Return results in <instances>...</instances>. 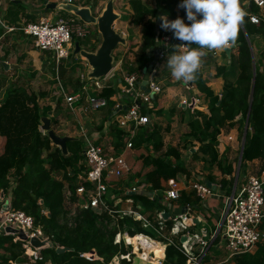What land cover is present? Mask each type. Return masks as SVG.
<instances>
[{"label":"trees","instance_id":"16d2710c","mask_svg":"<svg viewBox=\"0 0 264 264\" xmlns=\"http://www.w3.org/2000/svg\"><path fill=\"white\" fill-rule=\"evenodd\" d=\"M179 2L180 0H129L132 10L131 22L142 30L141 44L135 53L134 64L129 68L131 73L140 75L141 71L148 70L154 60L151 49H165L163 37L167 36L169 39L166 42L164 57L159 59L160 63H163L174 49L181 53V47H185L182 42L175 39L170 31L162 30L159 19H154L161 14H167L169 20L185 17L184 10L178 7ZM244 2L240 0L246 16L240 25L237 41L226 50L234 61L229 64L228 69L223 65L216 66L215 73L225 79L234 68L235 79L233 82L224 80L218 95L207 85L201 68L197 71L192 85L204 95L207 105L205 110L193 111L186 132L187 136L198 143L196 154H200L201 160L215 164L221 171L222 178L219 183L226 192L234 177L231 162L222 165L219 158L218 135L222 129L227 131L236 125L244 126L247 120L240 168L247 162L258 160L264 169V15L263 10L254 2L249 5ZM253 15L258 18L257 24L250 21V16ZM208 56L206 60L202 59L201 65L209 64L210 55ZM67 73L65 67L57 65V77L62 84H70L72 91L76 92L81 83L79 79L73 81ZM115 93V88L110 84L95 92L107 100L108 104L103 109L105 117L113 110ZM39 94L45 96L42 92ZM39 94L27 91L24 85H17L10 87L0 101V192L9 194L13 209L33 216L35 224L51 234L60 247L43 249L42 261L31 262L25 256L21 243L13 242L10 235L0 234V264H108L115 256H123L119 258L118 264H132L131 259L125 258L128 254L125 247L114 243L117 233H126V243L132 245L134 252L142 251L140 255L150 253L155 248V253L161 258L165 244L162 264H186L187 256L182 251L181 236L170 234L173 219H168L165 213L160 223L155 220L157 211L163 206L153 193L161 194L162 181L176 178L180 173L187 174L186 168L178 163L181 156L179 148L164 145L163 131L168 127L164 129L160 125H153L149 128H137L131 142L134 148L143 150L139 155L141 168L136 179L129 177L127 185L129 189L138 185L144 186L141 193L129 191L121 197L131 199L136 213L152 222L155 227L161 228L165 238L159 237L156 240L163 244L146 237L156 238L152 229L144 227L140 220H134L130 215L112 217L104 210L100 213L89 209L80 210L74 217L72 226L68 227V222H71L68 217L69 205L77 198L72 196L71 201H67L64 183L56 179L55 175L68 169L77 171L76 166L82 159L81 142L77 138L67 140V154H63L57 146H51L47 134L38 128L40 116L46 115L51 107H39ZM154 100L153 96L152 108L155 106ZM142 111H145L143 107ZM150 111L151 109L147 110ZM56 123L57 120L51 119V124ZM110 133L114 139V151L119 153L126 133L115 127H111ZM207 180L213 181V178L209 176ZM70 190L74 191L72 186ZM150 192L152 195L148 194ZM38 200L42 202L47 215L41 214ZM107 202L112 209L120 207V202L115 203L109 198ZM171 202L197 205L200 199L192 190L181 191L179 197ZM112 221L114 227L109 226ZM147 241L151 242V247L146 248ZM84 253L92 254L91 259L82 256ZM232 262L264 264V243L258 242L253 253L236 255ZM204 264H207V260Z\"/></svg>","mask_w":264,"mask_h":264},{"label":"built area","instance_id":"2783aa9c","mask_svg":"<svg viewBox=\"0 0 264 264\" xmlns=\"http://www.w3.org/2000/svg\"><path fill=\"white\" fill-rule=\"evenodd\" d=\"M68 1L72 2V0ZM251 2L259 6L261 10H264V0H245L244 3L249 5ZM250 21L257 24L258 18L254 15L250 16ZM0 24L2 25L1 19ZM91 26L98 33L95 25L85 24L77 17L57 15L51 19L40 17L38 21L27 23L23 30L31 38L35 48L41 52L50 53L52 60L58 65L61 61L69 58L70 52L74 50V41L85 39L91 34ZM168 39L167 36L163 37L165 49H151L154 60L148 66V70H144V73L141 71L140 75L130 73L122 78L118 77L112 84L116 90L115 105L113 110L107 115V122L126 133L122 141L123 153L132 148L131 137L136 133L138 127L149 128L152 126L151 114L147 110L152 108V97L160 92V87L151 79L148 80V76L152 69L155 71L156 66L160 63L159 59L164 57L163 53L167 50L166 42ZM181 48L185 50V47ZM140 77L146 81H142ZM55 79L60 88L61 97L66 107L70 110H73L76 103H79L82 104L83 112H96L104 109L108 104L104 97L95 94V92H99L105 86L100 81L101 77L91 76L88 82L83 75H80L78 79L81 86L76 92L72 91L70 93L65 91L57 76ZM192 86V81H189L186 87L192 88ZM120 96H123L125 100L121 99ZM142 107L145 110L144 112ZM191 112L193 113V111ZM79 130L82 159L76 166L77 171L74 172L70 169L66 172L61 171L65 174L66 180L58 179L64 183L67 201L70 202L71 197L75 196L77 200L73 202V207L77 205L80 210L89 209L96 213L104 210L112 217L115 215H132L134 219L140 220L144 227L152 229L159 237L165 238L160 227H155L152 222L146 220L138 213L135 214L130 208L127 207L128 209H125L122 206L121 197L113 200L115 203H121L118 209H112L108 206L107 194L110 182L125 175H130V168L123 153L105 149L84 127H79ZM70 186H73L74 189L72 193L70 192ZM143 186L138 185L132 189H125L123 194L129 191L141 193ZM189 187L202 200L208 195L218 193L221 185L220 183L202 182L196 179L190 183ZM179 195L180 185L178 180L175 178L168 179L166 187L162 189L161 194L154 195L163 206L156 213V221H159V223L162 221L163 215L169 210L171 201L176 200ZM38 203L42 204L40 200ZM183 209L185 211L179 214L181 223L179 229H177L180 233L187 229L188 216L186 211L190 207L186 205ZM40 212L43 215H47L45 209H41ZM167 218L175 221L171 216H167ZM263 222L264 177L249 174L246 176L243 185L238 189L234 187L231 194L226 197L222 220L218 230L210 237L212 239L218 238L220 249H223L225 253L224 257L216 264L229 262L239 254L251 253L257 243L264 237ZM7 226L21 231L24 238L19 237L18 233H6L5 228ZM71 226L72 223L68 222V227ZM174 229L175 227L172 226L170 231ZM0 234L10 235L13 238V242L21 243L25 256L31 262L42 261L41 251L43 249H57L60 247L51 234L46 233L41 226L35 224L33 216L13 209L9 194L3 191L0 192ZM33 239L38 241L39 246L35 247L31 244ZM197 241L199 246L196 249L191 246L188 247L189 249H183L182 247L183 253L187 256V261H191V264H204L205 260L208 261L207 257L209 256H211L212 262L216 261L217 258L209 254V248L211 247H209L208 241L200 237ZM91 255L90 253L82 254L87 259H91ZM46 264L50 263L46 262Z\"/></svg>","mask_w":264,"mask_h":264},{"label":"rangeland","instance_id":"374dc122","mask_svg":"<svg viewBox=\"0 0 264 264\" xmlns=\"http://www.w3.org/2000/svg\"><path fill=\"white\" fill-rule=\"evenodd\" d=\"M18 1L20 2V5L24 4L25 12L21 14L17 28L0 36V101L4 98L7 90L10 87L17 85H24L27 91L33 92L35 94L42 92L45 94V96H41L39 94L37 102L40 108L45 106L51 107V110L48 111L44 116H49L50 119L57 120L55 125L51 124V129L54 131V133L60 137H69V135L72 137L77 136L79 124L75 123L70 113L67 112V108H65V102L61 97L60 88L57 85L55 79L57 76L56 63L51 62V56H49L47 53L37 50L31 38L26 35L23 30V27L27 23L38 21L40 16L46 17L50 12H55V15L52 17H56L57 15L69 17L70 14L62 11L46 9L45 5L43 4L44 0ZM47 1L60 3L64 0ZM109 1H112L114 13L117 15V19H115L113 23V29L115 33H117L123 39V42L118 43L116 48L111 53V71L108 73V75L103 76L100 79V81H102V83L105 85H112L116 78H122L123 76L131 73L129 68L134 64L136 58L135 53L137 52L142 41L141 27L136 26L131 22L132 10L129 6V0H72L73 3H77L78 5L87 4L90 6L93 15L96 17L102 15ZM241 1L243 2L245 0ZM12 3L13 2L11 1L7 4ZM3 6H5V4H2V7ZM30 12L34 13V15L31 16L32 19L29 18L31 14ZM262 14L264 15V10L262 11ZM123 16H125V19H122ZM1 21L3 20L1 19ZM90 28L91 34L84 40H80V42H82L80 46L82 50L96 54L100 48L102 37L99 33L95 32L93 26ZM183 51L185 50H182L181 53ZM204 51H206L207 54L202 59L206 60L209 57L208 55H210V62L208 65H201L200 67L203 77L207 80V85L212 89V91L215 94L220 95L222 90L220 89L222 81L224 82V80H228L233 82L235 79L236 70L233 68V70L230 71V73L227 74L226 78L224 79L222 76H216V66L223 65L224 68L228 69L230 67L229 64L233 62L234 59L227 56L224 49H204ZM234 53H236V50ZM166 60L163 63H159L158 66H156L155 71L152 69L148 76V80L151 79L160 87V92H158L156 95H159L163 98L164 95L168 94L167 102L171 100V102H168L167 104L169 106H166L167 108L165 109L163 108L161 110H157L154 107L151 108V111L154 113V115L159 117L157 119L158 124H152V126L160 125L164 129L168 127L166 131H163V141L165 147L176 146L177 148L181 149L182 156L187 155V157H189L188 159H190L188 154L189 150L191 147L196 148L197 145L194 143L192 137L186 135V132L188 131V122L192 117L191 111H195L196 109L205 110L207 100L204 98V95L200 94L193 86L192 88H187L186 86L189 82L175 80V78L171 76V70L165 66ZM2 63L6 64L5 69L3 68ZM59 64L67 69V74L72 78L73 81L78 79L80 75H83L86 81H90L89 78H91L92 68L88 64L86 58L81 54H73V51H71L69 58L67 60L61 61ZM231 69L232 68H230V70ZM140 79L142 81H146L142 77H140ZM60 83L67 93L72 92V86L70 84L64 85L62 84L61 80ZM89 89L91 90V88ZM120 98L125 100L123 96H120ZM101 112V110L96 112L82 111V113L87 115V120L90 124H95V119L99 117ZM39 113L40 115L42 114L41 110ZM41 125L42 123L40 121L38 128L42 132ZM111 127H113V124H111ZM243 129L244 126L239 127L236 125L234 128L227 131L222 129L218 135V139H221L220 141L222 144L218 152L220 155V161L222 165L226 164L227 162H231L233 166V177H235L236 170L238 168V158L242 142ZM230 135H233L234 137H230ZM100 143L105 149L111 146L113 148L111 151H114V139ZM51 146L53 147L55 145L51 142ZM123 148L124 147L121 149V153H123ZM141 152H143V150H140V148L136 149L132 146V148L127 151V153L123 154L130 168V175H125L122 178L114 179L110 182V187L107 194L109 199L115 200L118 197H122L125 189H129V186L127 185L129 177H134L136 179V175L141 168V160L139 156ZM195 157V160H198V162L194 164V170H198L203 173H210L216 168L217 171L219 170L215 164H210L207 160H201V156L196 155ZM190 164L191 163H188V165ZM55 178L66 179V176L63 174V172H60L55 175ZM218 179L220 180V178ZM215 181H217V179ZM70 192L72 193V191ZM155 193L158 194L157 192ZM121 200L122 206L125 209L128 207L135 214H137L132 206L133 202L131 199L121 198ZM69 208L70 210L68 212V217H70V221L73 224L75 221L74 217L80 212V209L77 207V205L73 207V203L69 205ZM41 209H44L42 204ZM179 221L180 220L176 218L174 224H177ZM109 226L114 227V221L111 222ZM173 227H175V225ZM173 231L174 230H171L170 234L181 236L179 230H176L177 232ZM153 232L156 237H159L155 231ZM125 236L128 235L126 233H117L114 239V243H120L127 250L128 254L125 255V258L131 259L132 264H147L144 263V261L142 262L140 259V252L142 253V251L134 252L132 245L126 243ZM189 238L190 237L187 236V239L182 242L181 247H183V249H189V246L196 247L198 245L196 244L195 240ZM192 242L194 243L191 244ZM263 242L264 237H262L260 243ZM216 254L218 258H222L224 257L225 253L223 249H219L216 251ZM122 257L115 256L108 264H118L119 258ZM232 260L223 264H233Z\"/></svg>","mask_w":264,"mask_h":264},{"label":"crops","instance_id":"0c3cea01","mask_svg":"<svg viewBox=\"0 0 264 264\" xmlns=\"http://www.w3.org/2000/svg\"><path fill=\"white\" fill-rule=\"evenodd\" d=\"M13 2L12 4H7L8 2ZM20 2L18 0H0V16L3 21H2V25L0 24V36H2L3 34H6L10 31H13L14 29L17 28V25L19 24V19L20 16L24 11V4L20 5ZM2 4L5 6L2 7ZM80 6H88L87 4H80ZM91 8V7H90ZM31 13V12H30ZM34 13H31L29 18L32 19L31 16H33ZM55 15V12H50L48 16H46L45 18L51 19L53 18L52 16ZM42 17V16H40ZM37 18V17H35ZM84 40V39H82ZM78 41V40H76ZM75 42V41H74ZM82 42H80L79 40V44H81ZM74 44V43H73ZM230 48V47H229ZM224 49L225 53L226 50L228 51V49ZM49 56L50 53H47ZM227 54V53H226ZM227 56H229L227 54ZM230 57V56H229ZM51 62H54L52 60V57H50ZM3 68L5 69L6 64L2 63ZM223 81L221 83V87L220 89H222L223 86ZM219 92V91H218ZM168 95V94H167ZM167 95H164L163 98L160 97L159 95H154V101H155V109H165L167 108L166 106L168 102H167ZM82 104L77 103L74 107L73 110H70L66 107L65 104V108H67V112L70 113V115L73 118V121L77 124H79V127H84L87 132H89V134L94 137V139L100 143V142H105L107 140H112V136L110 133V129H111V125L107 122V117H105V113L103 111V109L101 110V114L99 115V117H97V119H95V124H90L89 121L87 120V115H85L84 113H82ZM105 109V108H104ZM151 113V124H158L157 119L159 117H156L154 115V113L152 111H150ZM160 114V113H158ZM154 119V121H153ZM160 124V123H159ZM114 127V125H113ZM112 127V128H113ZM188 130V129H187ZM78 135L77 136H71L69 135V137L71 138H77L79 139V133L80 130H77ZM230 137H234L233 135H230ZM219 140V145L217 146L218 152H219V148H221L222 144H221V139ZM196 145L195 147H191V149L189 150V156L190 159H188L189 157H187V155L180 156V160L178 161V163H180L182 166H184V168H186L187 170V174L186 173H180L177 175V177L175 179L178 180L179 185H180V192L181 191H185V192H189L191 191L189 185L192 181H195L196 179H198L199 181L202 182H214V183H219L218 182V178H222V174L221 171L219 172V170L217 171L216 169H213L210 173L209 172H201L198 170H194V164L196 162H198V160H195V156H200V154H196V150L198 148V143L194 141ZM101 144V143H100ZM107 149L112 150L113 148L110 146ZM122 151V150H121ZM120 151V152H121ZM179 151L181 152V149H179ZM124 153H127V151H125ZM123 153V154H124ZM240 153V151H239ZM220 156V155H219ZM189 160V162H188ZM188 163H191L190 165H188ZM262 164L260 161L258 160H253L251 162H247L246 165L243 168H237L236 170V175L234 177L233 183L231 184V186L228 188V192H226V189L224 190L223 188L218 189V193L213 194V195H208L207 197H205L204 199L200 200V202L197 205H191V204H185V205H180L177 202H171L170 203V207L169 210L167 211V216H171L172 218H174L176 220V218L179 219V214H181L183 211H185V209H183L184 206L188 205L190 207L189 210H187V222H186V226L187 229L184 232H181V244L183 241H185L187 239V236H189L191 239L195 240L196 244H198L196 247H192L193 249L198 248L199 243H198V238H203L206 241H208V244L210 245L209 247V254H211L214 258H217L216 261L212 262L213 260L209 257L207 264H216L218 263V261L221 260V258H218L216 251L220 249V243L218 238L217 239H212L210 238L211 235L213 233H215L218 230V226L222 220L223 217V212H224V204H225V199L226 197L231 194L233 188L235 187L236 189L240 188L243 183L244 180L246 178L247 175L249 174H253L259 177H264V169L261 168ZM233 167V166H232ZM212 177L213 181H208L207 178L208 177ZM227 179L229 178V176H225ZM217 179V181H215ZM161 186L162 189L166 187V181H162L161 182ZM156 193L154 192L153 195H155ZM169 214V215H168ZM180 220V219H179ZM181 220L177 223L173 224L175 225V229L173 232H175L177 229H179ZM172 225V226H174ZM263 232H264V228H262ZM143 235V234H142ZM176 235V234H174ZM145 236V235H144ZM148 237L151 241L159 243V244H163L162 242L156 240L158 239L156 236V238H151L149 236ZM189 238V239H190ZM140 240H142V238H140ZM214 240H216V242H214ZM262 240V239H261ZM260 240V241H261ZM259 241V242H260ZM194 242H192L191 244H193ZM264 243V242H263ZM146 248L151 247V242L147 241L146 242ZM257 246L253 249V251L251 253H253L256 250ZM164 250H165V244H163V255L161 258H159L158 254L155 253V248L150 252V253H145L144 256L140 255V259L142 260V262L144 261V263L147 264H162V261L164 259ZM211 259V260H210ZM219 259V260H218ZM210 260V262H209ZM186 264H191V261L187 262ZM222 264V263H219Z\"/></svg>","mask_w":264,"mask_h":264},{"label":"clouds","instance_id":"9594fccd","mask_svg":"<svg viewBox=\"0 0 264 264\" xmlns=\"http://www.w3.org/2000/svg\"><path fill=\"white\" fill-rule=\"evenodd\" d=\"M178 7L185 17L169 20L167 14H161L154 19H159L160 28L170 31L185 46L182 53L174 49L165 66L175 80L189 82L195 79L207 54L204 49H226L236 43L246 12L240 0H180Z\"/></svg>","mask_w":264,"mask_h":264},{"label":"water","instance_id":"95a60500","mask_svg":"<svg viewBox=\"0 0 264 264\" xmlns=\"http://www.w3.org/2000/svg\"><path fill=\"white\" fill-rule=\"evenodd\" d=\"M43 4L45 5L46 9L65 12L67 14H70L71 16L77 17L80 21L85 24L95 25L97 27V31L102 37V42L96 54L82 50L79 41L74 42L73 54H81L86 58L88 64L92 68V77L99 78L108 75L112 68L111 53L116 48L118 43L123 42V39L117 33H115L113 29V23L114 20L117 19V15L114 13L112 1H109L107 3L105 10L99 17L93 15L90 6H80L68 0H64L60 3L48 2L47 0H44ZM122 19H125V16H123ZM40 121L42 123V132L47 134L52 144L57 146L63 154H67L66 141L71 139V137H60L56 135L51 129V119L49 116L41 115ZM246 131L247 120L243 129L242 142L238 158V169L241 165L242 151L245 142ZM148 194L152 195V192ZM5 232L18 233L19 237L24 238V235L21 231L9 226L5 228ZM31 244L35 247L39 246L38 241L35 239L31 240Z\"/></svg>","mask_w":264,"mask_h":264}]
</instances>
